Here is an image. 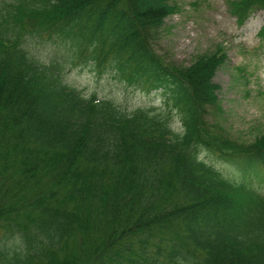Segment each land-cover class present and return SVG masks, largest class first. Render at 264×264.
Instances as JSON below:
<instances>
[{"label": "trees", "instance_id": "obj_1", "mask_svg": "<svg viewBox=\"0 0 264 264\" xmlns=\"http://www.w3.org/2000/svg\"><path fill=\"white\" fill-rule=\"evenodd\" d=\"M242 24L264 0H233ZM170 0H0V264H264V136L231 141L219 112L223 54L188 66L155 48ZM258 37L264 46V23ZM51 42L37 57L32 41ZM91 67L162 107L124 111L65 71ZM179 119V131L172 118Z\"/></svg>", "mask_w": 264, "mask_h": 264}, {"label": "rangeland", "instance_id": "obj_2", "mask_svg": "<svg viewBox=\"0 0 264 264\" xmlns=\"http://www.w3.org/2000/svg\"><path fill=\"white\" fill-rule=\"evenodd\" d=\"M170 1L176 10L164 21L155 43L157 53L180 66H188L201 55L223 54L225 61L214 77L219 86L220 111L210 112L206 122L234 142L248 144L264 136V46L257 36L264 13L257 10L239 24L230 12L229 3L233 0ZM32 42L39 59L51 55V42ZM63 78L84 96L110 100L127 112L157 109L163 104L159 92L148 94L126 87L109 74L98 75L88 66L69 69ZM179 127V119L174 116L172 128L179 131ZM200 157L226 177L245 179L264 193V182L253 174H243L236 165L215 155L201 153Z\"/></svg>", "mask_w": 264, "mask_h": 264}]
</instances>
